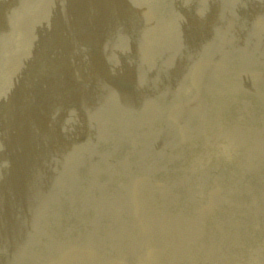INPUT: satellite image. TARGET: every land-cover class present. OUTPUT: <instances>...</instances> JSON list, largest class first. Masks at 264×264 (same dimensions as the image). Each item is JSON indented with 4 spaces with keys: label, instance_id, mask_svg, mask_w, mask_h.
<instances>
[{
    "label": "rangeland",
    "instance_id": "1",
    "mask_svg": "<svg viewBox=\"0 0 264 264\" xmlns=\"http://www.w3.org/2000/svg\"><path fill=\"white\" fill-rule=\"evenodd\" d=\"M30 1L32 4L30 3ZM54 1L56 2L54 3ZM60 1L58 2V0H41L40 2L39 0H0V30H2L3 33L1 34L0 31V36H2L0 38V65L2 64L0 66V84L4 87L3 88L0 85V88H2L1 90H3H0V93H2L0 95V100H2L0 101V176L5 178L4 180L0 177V179L3 180H0V259H2L0 260V264H12V262L13 264H24L25 262V264H39L40 260L43 261L42 259H44V257V260L46 262H41V264H129L130 261H132L130 262L131 264H133V261L135 262L134 264H162L163 261L165 262H163V264H179V261L182 262L180 264H194L195 262L197 264H205L209 260V258L210 260L209 262H207V264H264V205H262L264 204V76H262V74L264 73V0H104L103 2L100 0H85V4L84 0H71V2L70 0H66V2L65 0ZM91 1L92 3H90ZM67 2L69 5L72 2L74 4L72 3V6H69ZM121 2L124 3L122 4ZM36 3L39 5H37ZM61 4H65L67 5V8H69L66 9V7ZM95 4L96 6H94ZM40 5L42 6V8ZM129 5H131V7ZM90 6L92 9L90 8ZM125 6L128 9H126ZM118 7L120 8L121 12L118 11ZM60 8L62 9V11ZM23 9L25 11H23ZM125 9L126 11H124ZM77 10L78 13L80 12L79 14L77 13ZM86 10H89L88 14L90 13V17H88ZM122 11L124 14H122ZM126 12L127 14L125 15ZM43 13H47L45 17L46 19L41 16L43 15ZM60 13L64 16H60ZM68 13H70L71 16ZM113 13L115 14L112 15ZM26 14L28 16L30 15V17H28ZM7 15H9L8 18ZM22 15L24 16L23 18L21 17ZM54 15H56L58 18H56V16ZM96 15H98L97 18L95 17ZM115 15H118L119 17ZM123 15H125V17ZM18 16L19 18L16 19V17ZM31 16L33 19H31ZM49 17L53 21H50ZM81 17H86L85 21H82L83 19ZM121 17H124V19H121ZM133 18H136V20ZM86 19L89 20L87 21ZM20 20L21 24L20 22H18ZM95 20H98L99 23L95 22ZM44 21L46 22L44 23ZM101 21L104 23H101ZM26 22L28 23V25L26 24ZM126 22L127 24H124ZM4 23L8 25H5ZM81 23L82 25H80ZM18 24L19 27H17ZM84 24L86 25L83 26ZM135 24H137L140 28H135L132 26H135ZM3 25H5V30L2 29ZM137 25L136 27H138ZM70 26L71 28H69ZM129 27L134 31L129 30ZM141 27H143L145 30ZM6 30L7 32H9V35ZM18 30L23 32L21 33ZM117 30H120L121 33L123 32L124 35L119 31V33L116 32ZM129 31L132 32V38L131 34H129ZM126 33H128L129 35H126ZM57 35L59 39H57ZM52 36H54L55 39ZM124 36L126 38H124ZM10 37L12 39L11 42L9 40ZM65 38H67V41ZM3 39L5 42L3 41ZM13 39L16 41H14ZM101 39L102 41L104 40L106 44H103L104 41L102 42ZM21 40H23L22 43ZM38 40H41L42 42ZM89 41L90 43H88ZM106 41L108 42V44ZM9 42L11 47L9 46ZM53 42L55 43V46ZM86 42L87 44L85 45ZM99 43L101 44L99 45ZM104 45L107 46L104 47ZM56 46L58 48H56ZM80 47L83 48L81 49ZM15 48L19 50L16 51ZM68 48H70L69 50L71 51H69ZM99 48L102 49L100 50ZM163 48H165L166 50ZM72 49L74 51H72ZM14 50L16 52V55L19 54L17 56L18 58H15L16 55L14 53ZM3 52L5 53V55ZM46 52L48 53V55ZM160 52L162 53L160 54ZM164 52L166 56L163 54ZM22 54L23 57L21 56ZM156 54L162 55V58L160 59V56ZM10 55L14 57V60L12 57H10ZM44 55H47L48 57L46 58ZM32 56L36 57L32 58ZM171 56L172 59H168ZM32 59L36 60L34 61ZM101 61H104L105 63L101 65ZM108 61L112 63L109 64ZM98 63L101 64L98 65ZM113 63L118 67H114ZM210 63H212V65ZM208 64H210V66H208ZM104 65H106V69L102 68ZM15 66H17V68ZM19 66L23 68V71ZM94 67L95 69H93ZM110 67L113 68L110 69ZM130 67L132 68V71ZM213 69H215L214 72ZM12 71L15 73V75ZM95 71H98L97 73L99 74V76H101L99 77L97 73L95 75ZM126 71H128V74H126ZM224 71L225 73H222ZM228 71H230V73ZM20 73L21 75H19ZM121 73L123 74V76L121 75ZM181 73L184 74L182 75ZM228 73L230 75H227ZM130 74L132 78L130 77ZM13 75L14 78L12 79ZM203 75L205 76V78ZM243 75L244 78H242ZM23 76L24 78H22ZM17 77H21L20 79L22 80L19 79V81ZM26 78L28 79L26 80ZM224 78L226 80L222 81L224 80ZM232 78H235L239 81H236L235 79L233 81ZM240 78H242L243 81ZM209 79L214 82L213 84L212 82H210L213 87H215L216 84L218 85L217 87H215L216 92L214 91L212 85L208 83L210 81ZM244 79H246V81ZM253 80L255 83L253 82ZM188 81H190L191 83ZM205 81H207V83H205ZM216 81H219V83L222 85H220L218 82L216 83ZM5 82L6 84L4 86ZM228 82H230V84ZM19 83L21 84L19 85ZM248 83L250 86L252 84L253 85L249 87ZM126 85L130 89H128ZM225 85L227 86L225 87ZM260 85H262L263 88ZM122 86H124L123 88L126 90H124ZM201 86H203L204 88H202ZM237 86L239 87V89ZM197 87L200 89H197ZM220 87H222L223 90H221ZM114 88H116V90ZM119 88H122L123 90H120ZM216 88H220V91H217ZM261 88L263 89L262 91ZM8 89H10L9 92ZM204 89L206 91H204ZM224 89L226 92L224 91ZM119 90L120 92H118ZM206 92H211L210 95L213 94L212 97H210L209 94L206 95ZM218 92L219 94L221 92L220 98ZM224 93L228 95H225ZM215 94L218 101L214 99ZM3 95L5 96V98L2 97ZM223 95L225 97H223ZM130 96L133 97L131 98ZM205 97L207 98V100L204 99ZM6 98L8 99L6 100ZM14 98L16 99L15 102ZM223 98L224 100H222ZM10 99L13 101H11ZM186 99L189 102H187ZM220 99L222 100L221 102ZM210 100L212 101L210 102ZM213 100H216L217 104ZM5 101L6 103H9L6 104ZM205 101L209 102L207 103ZM185 103L187 106H185ZM7 105H9V107H7ZM224 105L227 107H225ZM208 106L211 107L208 108ZM225 108L227 109L225 110ZM172 110H174L175 112ZM224 110H228L226 112L228 114L224 113ZM207 111L209 112V116H207ZM211 111L215 114H213ZM146 112L147 115L145 114ZM174 113L176 114L173 115ZM203 113L205 116H203ZM142 114H145L146 118L145 115ZM225 114L229 117V119ZM162 115L163 117H165L161 118ZM195 115L197 116V119L194 118ZM206 117H209V120ZM218 117L224 118L225 121L222 118L218 119ZM211 118L214 120H212ZM202 120H204V122ZM207 125L209 127H207ZM28 126L31 127L32 130L28 128ZM48 130L49 132L52 131L50 132L51 135L49 134ZM204 132L207 133L205 134ZM200 134L202 135L200 136ZM4 136H6V138ZM23 136L25 138H23ZM186 137L189 138L188 141L191 140L189 142L192 144L187 142ZM2 140L5 141L6 144H3L4 142ZM7 141L9 144H7ZM57 142L60 145L57 144ZM184 142L187 146H185ZM190 146L192 147L191 149ZM6 154L10 157H7ZM14 155L16 159L15 157L13 158ZM19 156H21L22 158ZM10 158L13 159L11 160ZM22 160H25L29 167L26 165L25 161ZM19 161L23 163L17 164V162ZM12 162H14L16 165H12ZM34 169L39 175L35 173ZM26 170L27 172H25ZM23 171L25 173L23 175L25 176L20 174V172L23 173ZM43 172L45 173L44 177L43 174H41ZM3 174L6 175L4 176ZM35 174L38 175V177H36ZM21 175L23 176V178H25L23 179ZM18 177H20L19 181ZM36 178H38V180ZM26 179L28 181L30 180V183L26 181ZM140 179L144 181L142 182ZM4 181L6 182L4 183ZM41 182L42 186H44L45 188H48L47 186H49V190H45V188L42 186L40 187L44 189L40 190V187L38 185H41ZM48 182H50L51 184ZM146 182H148L149 184L148 186H145L146 188L144 190L143 185H147ZM24 184L26 186H21ZM35 184L37 185V187ZM158 186L160 188L162 186V189L158 188V190L160 189L159 191L156 188ZM11 189H15V191ZM34 189L36 191H34ZM8 190H10V192H14L10 193L8 192ZM37 190L39 191L38 193ZM140 190H143L144 192H146L147 190V192L144 193L142 191V194ZM162 190H164V192ZM32 191L37 194H34ZM212 191L213 193H211ZM154 192L158 193L157 197ZM161 192L164 194H161ZM248 192L251 194H249ZM8 193L11 197L8 196ZM31 193L33 196L31 195ZM239 193L242 194V196L239 195ZM252 193L254 196L252 195ZM25 195L29 200L25 199ZM49 195L51 196L48 197ZM251 195L253 198H249V196L251 197ZM46 196L49 198V200ZM120 197H122L123 199L120 200ZM239 197H241V199ZM50 198L53 203H50ZM129 198L132 200V202ZM141 198L146 199L142 200ZM149 198L152 199L151 203V200ZM156 199L158 200L156 201ZM6 200L8 202H6ZM123 200H125L126 202H124ZM245 200L248 201L246 202ZM26 201L29 203H27ZM122 202L124 203V205ZM261 202L263 203L261 204ZM9 203H11V205ZM17 203L18 205L20 204L19 207L21 206L20 208L17 207L19 210L16 208V206H18ZM48 203H50L51 205H48ZM126 203L130 205H126ZM246 203L248 206L246 205ZM162 204L164 206V209ZM7 205L10 207L7 208ZM87 205L90 206L87 207ZM150 205H152V207ZM159 205L161 208L159 207ZM221 205H224L223 210H221ZM215 206L218 207V209H216ZM248 207L249 209L252 208V210H249ZM2 208L4 211L2 210ZM47 208L49 209L45 210ZM87 208L90 209L88 210ZM159 208L163 210H159ZM262 208L263 210H261ZM36 209H38V212ZM57 209L60 210L58 211ZM148 209L149 211H146ZM256 209L260 213H258ZM25 210H27V213H25ZM29 211L32 213H30ZM49 211H51V213H48ZM163 211H165V213ZM58 212L59 215L57 219ZM151 212H153L154 214H152ZM243 212L245 213L243 214ZM9 213H11V215ZM147 214L148 216H146ZM221 214L223 215V217ZM45 216L48 219H45ZM59 216L61 217L59 218ZM173 216L177 217L174 218ZM258 216H262L263 219L262 221L260 220V222L263 223V226L259 224L260 227L258 226L257 229L253 223L256 220L258 221V219H256L259 218ZM55 217L57 219L56 222ZM78 217L82 218V221ZM192 217L193 219L195 218L194 221ZM199 217L202 218L200 219ZM227 217L229 218V220ZM21 218L23 219L22 221ZM34 218H36V220ZM77 218L80 220V224L78 223ZM181 218L182 220L180 221ZM235 218H237L238 221L237 219L235 220ZM61 219L66 223L63 222V224L62 222H60L62 221ZM19 220L21 221V224ZM172 220L174 223L172 222ZM211 220H213L212 223L210 222ZM216 220H218L219 222ZM231 220L233 221L231 222ZM36 221H38L37 223L39 224H36ZM179 221L181 222V224ZM226 223L228 225H226ZM237 223L238 225L240 223V225L238 226ZM8 224L9 227L7 226ZM58 224L61 226H59ZM223 224L224 226H222ZM14 225L18 226H15V228ZM35 225L37 226L35 227ZM48 225H53V227H50ZM249 225H251V227ZM45 226H48V228H46ZM62 226L65 227L62 228L63 230L61 229ZM206 226L208 228H206ZM231 226L232 228H230ZM243 226L245 227V229ZM24 227H27L28 229L26 228L25 230ZM39 227L42 229H40ZM202 227H205L204 229L206 230L207 234ZM10 228L13 230H9ZM44 228H46V230H44ZM51 228H53L54 230L56 229L55 231H58L59 229L60 234H62L61 236L64 235V238H61L59 232H52L53 229ZM197 228L199 231L197 230ZM217 228H219V230ZM260 228L263 230H261ZM86 229L88 234L85 232ZM130 229L132 230L131 232ZM183 229L186 231H184ZM4 230H6V234H4ZM66 230H68V232ZM90 230L92 232L96 230V232L90 234ZM31 231L33 232L31 233ZM157 231L159 232L157 233ZM102 232L103 234H101ZM217 232H221L222 234H218ZM33 233H35L36 235L37 233H39L38 237H35L36 235ZM47 233H49V236L46 235ZM185 233H189L190 236ZM198 233L201 234L199 235ZM42 234H45V237ZM133 234L134 236H132ZM8 235H10V239ZM32 235L34 237H32ZM102 235L105 236L103 237ZM177 235L179 236L178 238H176ZM4 236H6V238H4ZM13 236H20L21 238H12ZM93 236H95L96 240ZM149 236H151V238ZM22 237L24 240H26L24 243H22L24 241L22 240ZM26 237H28L29 239ZM42 237L44 240L42 239ZM56 237H58L57 241L55 240ZM230 237L233 238L231 239ZM197 238H199L200 240ZM13 239H15L14 242L7 241ZM49 239L50 243H46V241H49ZM251 239L252 241H250ZM233 240L235 242H233ZM258 240L261 242L260 244ZM39 241H41V243ZM59 241H63L64 243L66 242L67 244L65 245L63 243V246L62 242ZM71 241L73 242V244ZM158 241L160 242V245L158 244ZM189 241L191 244H189ZM12 242L15 244H13ZM137 242L138 244L136 245ZM222 242L224 243L222 244ZM128 243L130 244L128 245ZM35 244L39 246L42 253L39 251L38 246H36ZM58 244L61 246H59ZM237 244L239 245L236 246ZM138 245L140 246V248ZM123 246L126 249H124ZM132 246H134V248ZM141 246L145 249L141 248ZM70 247H73V249ZM198 247L201 248L199 249ZM16 248L19 252L16 250ZM26 248L29 249L27 250ZM187 248L191 251V253ZM229 248L230 250H228ZM233 248L237 251H235ZM53 249H56V251H54ZM58 249L60 250L59 252H57ZM178 249H180L181 251ZM219 249H221V251ZM192 250L194 252H192ZM31 251H36V253ZM92 251H94L95 253ZM140 251L143 253H140ZM28 252L31 255H28ZM65 252H67V255ZM112 253H117V256H114V254ZM22 254H25V257ZM122 254L124 256H122ZM126 254L129 255L127 256ZM238 254H240V257L238 256ZM109 255L112 256L108 258ZM19 256H22L24 258H20ZM39 256L42 258H40ZM204 256L206 259L204 258ZM30 257L33 258V260ZM118 257H121L122 259ZM156 257L157 259H155ZM169 257H171L172 259ZM198 257H200V259ZM36 258H38V260ZM224 258H226L227 260H224ZM26 259L30 262H28ZM49 259L53 261L51 262ZM54 259L56 260V262ZM124 259H126V262Z\"/></svg>",
    "mask_w": 264,
    "mask_h": 264
},
{
    "label": "bare ground",
    "instance_id": "2",
    "mask_svg": "<svg viewBox=\"0 0 264 264\" xmlns=\"http://www.w3.org/2000/svg\"><path fill=\"white\" fill-rule=\"evenodd\" d=\"M21 1H23V0H21ZM32 1H34V0H32ZM39 1L41 2V0H39ZM59 1H60V0H58V2H59ZM100 1L103 2L104 0H100ZM125 1H126V0H125ZM48 2H49V1H48ZM55 2H56V1H54V3H55ZM58 2H57V3H58ZM60 2H62V1H60ZM63 2H64V1H63ZM65 2H66V0H65ZM70 2H71V0H70ZM70 2H69V3H70ZM74 2H75V1H74ZM108 2H109V1H108ZM111 2H112V1H111ZM0 3H1V2H0ZM30 3H31V1H30ZM72 3H73V2H72ZM72 3H70V5H71ZM90 3H92V1H91ZM93 3H94V2H93ZM114 3H115V2H114ZM121 3L123 4L124 2H121ZM129 3H130V2H129ZM260 3H261V2H260ZM31 4H32V3H31ZM36 4H37V3H36ZM43 4H44V3H43ZM45 4H46V3H45ZM59 4H60V3H59ZM67 4H68V2H67ZM73 4H74V3H73ZM77 4H78V3H77ZM84 4H85V0H84ZM118 4H120V3H118ZM2 5H3V4H2ZM37 5H39V4H37ZM37 5H36V6H37ZM61 5H64V6L66 7V9L69 8V7L67 8V5H65V4H61ZM68 5H69V4H68ZM70 5H69V6H70ZM81 5H82V4H81ZM98 5H100V4H98ZM108 5H110V4H108ZM112 5H113V4H112ZM34 6H35V5H34ZM40 6H41V5H40ZM47 6H48V5H47ZM71 6H72V5H71ZM78 6H79V5H78ZM91 6H92V5H91ZM91 6H90V8H91ZM94 6H96V4H95ZM116 6H117V5H116ZM118 6H119V5H118ZM126 6H127V5H126ZM126 6H125V7H126ZM129 6L131 7V5H129ZM50 7H51V6H50ZM59 7H60V6H59ZM65 7H63V8H65ZM88 7H89V6H88ZM108 7H109V6H108ZM108 7H106V8H108ZM121 7H122V5H121ZM123 7H124V6H123ZM21 8H24V7H21ZM35 8H36V7H35ZM41 8H42V6H41ZM44 8H45V7H44ZM47 8H48V7H47ZM55 8H56V7H55ZM76 8H77V7H76ZM78 8H79V7H78ZM90 8H89V9H90ZM93 8H94V7H93ZM102 8H103V6H102ZM114 8H116V7H114ZM118 8H119V7H118ZM51 9H52V8H51ZM58 9H59V8H58ZM58 9H57V10H58ZM60 9H61V8H60ZM71 9H72V8H71ZM73 9H74V8H73ZM91 9H92V8H91ZM91 9H90V10H91ZM95 9H96V8H95ZM110 9H112V8H110ZM126 9H128V8L126 7ZM126 9H125L124 11H126ZM1 10H2V9H1ZM3 10H4V9H3ZM40 10H41V9H40ZM40 10H39V11H40ZM48 10H49V9H48ZM54 10H56V9H54ZM64 10H65V9H64ZM23 11H25V10L23 9ZM43 11H44V10H43ZM51 11H52V10H51ZM61 11H62V9H61ZM68 11H70V10H68ZM82 11H83V10H82ZM88 11H89V10H88ZM88 11L86 10L87 14H88ZM97 11H99V10H97ZM106 11H107V9H106ZM116 11H117V9H116ZM118 11H120V8H119ZM127 11H129V10H127ZM21 12H22V11H21ZM26 12H27V11H26ZM32 12H33V11H32ZM72 12H73V11H72ZM108 12H109V11H108ZM108 12H107V13H108ZM120 12H121V11H120ZM22 13H23V12H22ZM65 13H67V12H65ZM77 13H78V10H77ZM79 13H80V12H79ZM79 13H78V14H79ZM82 13H85V12H82ZM95 13H96V11H95ZM99 13H100V12H99ZM102 13H103V12H102ZM30 14H31V13H30ZM50 14H51V13H50ZM54 14H55V12H54ZM68 14H70V13H68ZM89 14H90V13H89ZM89 14H88V17H90ZM114 14H115V13H113L112 15H114ZM118 14H119V13H118ZM122 14H124L123 11H122ZM126 14H127V12L125 13V15H126ZM3 15H4V14H3ZM26 15H27V14H26ZM39 15H40V14H39ZM46 15H47V13H43V15H41V16H43V18L46 19V18H45ZM52 15H53V14H52ZM92 15H93V14H92ZM125 15H123V16L125 17ZM0 16H1V15H0ZM27 16H28V15H27ZM27 16H25V17H27ZM48 16H49V15H48ZM48 16H47V17H48ZM54 16H56V15H54ZM60 16H64V15H61V13H60ZM70 16H71V14H70ZM83 16H84V15H83ZM85 16H86V14H85ZM93 16H94V15H93ZM97 16H98V15H96L95 17L97 18ZM99 16H100V14H99ZM104 16H105V15H104ZM115 16H118V15H115ZM5 17H6V16H5ZM8 17H9V15H7V18H8ZM21 17L23 18L24 16L22 15ZM28 17H30V15H29ZM58 17H59V13H58ZM58 17L56 16V18H58ZM88 17H87V18H88ZM101 17H102V16H101ZM107 17H108V15H107ZM113 17H114V16H113ZM118 17H119V16H118ZM124 17H123V18L121 17V19H124ZM0 18H1V17H0ZM17 18H19V16L16 17V19H17ZM35 18H36V17H35ZM52 18H54V17H52ZM81 18H82V17H81ZM85 18H86V17L82 18V19H83L82 21H85ZM98 18H99V17H98ZM103 18H104V17H103ZM128 18H129V16H128ZM3 19H5V18H3ZM28 19H29V18H28ZM28 19H26V20H28ZM31 19H33L32 16H31ZM49 19H50V17H49ZM62 19H63V17H62ZM73 19H74V18H73ZM89 19H90V18H89ZM89 19H88V20H89ZM93 19H94V18H93ZM133 19L136 20V18H133ZM133 19H132V20H133ZM18 20H19V19H18ZM23 20H25V19H23ZM34 20H35V19H34ZM37 20H39V19H37ZM47 20H48V19H47ZM57 20H59V19H57ZM60 20H61V19H60ZM69 20H70V19H69ZM69 20H68V21H69ZM86 20H87V19H86ZM88 20H87V21H88ZM126 20H127V19H126ZM135 20H134V21H135ZM13 21H14V20H13ZM41 21H42V20H41ZM50 21H53V20L50 19ZM55 21H56V20H55ZM63 21H64V19H63ZM99 21H100V20H99ZM112 21H113V20H112ZM112 21H111V22H112ZM18 22H20V24H21V20L18 21ZM37 22H38V21H37ZM45 22H46V21H44V23H45ZM58 22H59V21H58ZM71 22H72V21H71ZM90 22H91V21H90ZM95 22L99 23L98 20H97V21L95 20ZM123 22H124V21H123ZM127 22H128V21H127ZM127 22L124 23V24H127ZM9 23H10V21H9ZM12 23H13V22H12ZM22 23H24V22H22ZM50 23H51V22H50ZM53 23H54V22H53ZM60 23H61V22H60ZM73 23H74V22H73ZM75 23H76V22H75ZM78 23H80V22H78ZM92 23H93V22H92ZM101 23H104V22L101 21ZM101 23H100V24H101ZM4 24H5V25H8V24H6V23H4ZM26 24L28 25L27 22H26ZM26 24H25V26H26ZM55 24H56V23H55ZM55 24H54V25H55ZM64 24H65V23H64ZM68 24H69V23H68ZM76 24H77V23H76ZM132 24H133V23H132ZM143 24H144V23H143ZM5 25H3V28H2V29H4V26H5ZM14 25H15V24H14ZM34 25H36V24H34ZM37 25H38V24H37ZM39 25H40V24H39ZM50 25H51V24H50ZM65 25H66V24H65ZM71 25H73V24H71ZM77 25H78V24H77ZM80 25H82V23H81ZM85 25H86V24H84L83 26H85ZM136 25H137V24H135V26H134V25H132V26L135 27V28H140L138 25H137L138 27H136ZM139 25H140V24H139ZM144 25H145V24H144ZM31 26H32V25H31ZM44 26H46V25H44ZM78 26H79V25H78ZM78 26H76V27H78ZM125 26H126V25H125ZM140 26H141V25H140ZM8 27H9V26H8ZM10 27H11V26H10ZM17 27H19V24H18ZM65 27H66V26H65ZM127 27H128V25H127ZM133 27H132V28H133ZM22 28H23V27H22ZM25 28H26V27H25ZM69 28H71V26H70ZM72 28H73V27H72ZM122 28H125V27H122ZM129 28H130V27H129ZM141 28H143V27H141ZM8 29H10V28H8ZM15 29H16V27H15ZM23 29H24V28H23ZM67 29H68V28H67ZM73 29H74V28H73ZM143 29H144V28H143ZM143 29H142V31H143ZM4 30H5V29H4ZM13 30H14V29H13ZM20 30H21V28H20ZM20 30H18V31H20ZM65 30H66V29H65ZM129 30H131V28H130ZM132 30H133V29H132ZM132 30H131V31H132ZM136 30H139V29H136ZM144 30H145V29H144ZM0 31H1V34H3V33H2V30H0ZM15 31H16V30H15ZM56 31H57V30H56ZM118 31L120 32V30H117L116 32H118ZM121 31H122V29H121ZM127 31H128V28H127ZM131 31H129V32H130L129 34H131V38H132V32H131ZM133 31H134V30H133ZM6 32H7V30H6ZM20 32L22 33L23 31H20ZM26 32H28V31H26ZM53 32H54V31H53ZM119 32H118V33H119ZM7 33H8V35H9V32H7ZM16 33H17V32H16ZM120 33H121V32H120ZM146 33H147V32H146ZM1 34H0V35H1ZM4 34H5V33H4ZM82 34H83V33H82ZM121 34H123V32H122ZM127 34H128V33H126V35H127ZM129 34H128V35H129ZM6 35H7V34H6ZM24 35H25V33H24ZM123 35H124V34H123ZM61 36H62V35H61ZM90 36H91V35H90ZM119 36H120V35H119ZM121 36H122V35H121ZM1 37H2V36H0V38H1ZM4 37H5V36H4ZM52 37L54 38V36H52ZM57 37H58V35H57ZM127 37H129V36H127ZM6 38H8V37H6ZM6 38H5V39H6ZM12 38H13V37H12ZM53 38H52V39H53ZM61 38H62V37H61ZM90 38H91V37H90ZM124 38H126V37L124 36ZM23 39H24V38H23ZM54 39H55V38H54ZM54 39H53V40H54ZM57 39H59V37H58ZM62 39H63V38H62ZM65 39H66V41H67V38H65ZM79 39H80V37H79ZM79 39H78V40H79ZM81 39H82V38H81ZM83 39H84V38H83ZM99 39H100V38H99ZM102 39H104V38H102ZM102 39H101V41H102ZM134 39H135V38H134ZM6 40H7V39H6ZM9 40H10V42H11V40H12L11 37H10ZM13 40H14V39H13ZM25 40H26V39H25ZM25 40H24V41H25ZM28 40H29V39H28ZM70 40H72V39H70ZM97 40H98V39H97ZM105 40H106V39H105ZM3 41H4V39H3ZM14 41H16V40H14ZM22 41H23V40H21V43H22ZM35 41H37V40H35ZM38 41H41V40H38ZM61 41H62V40H61ZM63 41H64V40H63ZM73 41H74V40H73ZM90 41H91V40H90ZM90 41H89L88 43H90ZM93 41H94V40H93ZM99 41H100V40H99ZM103 41H104V40H103ZM103 41H102V42H103ZM4 42H5V41H4ZM10 42H9V46H10ZM41 42H42V41H41ZM59 42H60V41H59ZM69 42H70V41H69ZM76 42H77V41H76ZM76 42H75V43H76ZM84 42H85V40H84ZM106 42H107V41H106ZM13 43H14V42H13ZM15 43H16V42H15ZM26 43H27V42H26ZM64 43H65V42H64ZM64 43H63V44H64ZM66 43H67V42H66ZM93 43H94V42H93ZM19 44H20V43H19ZM19 44H18V45H19ZM53 44H54V46H55V43H54V42H53ZM63 44H62V45H63ZM70 44H71V43H70ZM86 44H87V42L85 43V45H86ZM91 44H92V43H91ZM100 44H101V43H99V45H100ZM103 44H106L105 41H104ZM107 44H108V42H107ZM18 45H17V46H18ZM29 45H30V44H29ZM60 45H61V44H60ZM78 45H79V44H78ZM83 45H84V44H83ZM83 45H81V46H83ZM95 45H96V44H95ZM97 45H98V44H97ZM168 45H169V44H168ZM9 46H8V47H9ZM15 46H16V45H15ZM19 46H20V45H19ZM19 46H18V47H19ZM24 46H25V45H24ZM63 46H64V45H63ZM70 46H71V45H70ZM93 46H94V45H93ZM106 46H107V45H106ZM106 46L104 45V47H106ZM165 46H166V45H165ZM165 46H164V47H165ZM8 47H7V48H8ZM10 47H11V46H10ZM12 47H13V46H12ZM18 47H16V48H18ZM71 47H72V46H71ZM102 47H103V46H102ZM109 47H110V46H109ZM171 47H172V46H171ZM16 48H15V49H16ZM22 48H23V45H22ZM28 48H29V47H28ZM56 48H58V47L56 46ZM56 48H55V49H56ZM78 48H79V47H78ZM80 48L82 49L83 47H80ZM97 48H98V47H97ZM166 48H168V47H166ZM169 48H170V47H169ZM10 49H11V48H10ZM32 49H33V47H32ZM35 49H36V48H35ZM69 49H70V48H68V50H69ZM74 49H75V48H74ZM81 49H80V50H81ZM99 49H100V48H99ZM101 49H102V48H101ZM101 49H100V50H101ZM163 49H165V48H163ZM163 49H162V50H163ZM12 50H13V49H12ZM17 50H19V49H16V51H17ZM26 50H27V49H26ZM165 50H166V49H165ZM20 51H21V47H20ZM23 51H24V49H23ZM69 51H71V50H69ZM72 51H74V50L72 49ZM102 51H104V50H102ZM160 51H161V50H160ZM167 51H168V50H167ZM25 52H26V51H25ZM29 52H30V50H29ZM40 52H41V51H40ZM40 52H39V53H40ZM106 52H107V51H106ZM156 52H157V51H156ZM3 53H4V52H3ZM10 53H11V52H10ZM14 53H15V55H16L15 50H14ZM14 53H13V54H14ZM18 53H19V52H18ZM26 53H27V52H26ZM46 53H47V52H46ZM100 53H101V52H100ZM158 53H159V52H158ZM161 53H162V52H160V54H161ZM1 54H2V53H1ZM6 54H7V53H6ZM8 54H9V53H8ZM31 54H32V53H31ZM34 54H35V52H34ZM34 54H33V55H34ZM106 54H107V53H106ZM163 54L166 56L165 52H164ZM4 55H5V53H4ZM18 55H19V54H18ZM18 55H16L15 58H18V57H17ZM40 55H42V54H40ZM47 55H48V53H47ZM47 55H46V56L44 55V56L47 58V57H48ZM104 55H105V54H104ZM156 55H159V54H156ZM164 55H163V57H164ZM0 56H1V55H0ZM7 56H8V55H7ZM21 56L23 57V54H22ZM26 56H27V55H26ZM140 56H141V55H140ZM159 56H160L159 58L161 59V58H162V57H161L162 55H159ZM5 57H6V56H5ZM10 57H12L13 60H14V57H13V56L10 55ZM10 57H9V60H10ZM28 57H29V55H28ZM35 57H36V56H35ZM35 57L32 56V58H35ZM92 57H93V56H92ZM105 57H106V56H105ZM141 57H142V56H141ZM141 57H138V58H141ZM30 58H31V57H30ZM30 58H29V59H30ZM98 58H99V57H98ZM165 58H166V57H165ZM165 58H164V59H165ZM1 59H2V58H1ZM4 59H5V58H4ZM37 59H38V58H37ZM88 59H89V58H88ZM90 59H92V58H90ZM94 59H95V58H94ZM106 59H107V58H106ZM168 59H172V56L169 57ZM15 60H17V59H15ZM32 60H34V59H32ZM32 60H31V61H32ZM35 60H36V59H35ZM35 60H34V61H35ZM40 60H41V59H40ZM101 60H102V58H101ZM6 61H7V60H6ZM19 61H20V60H19ZM93 61H94V60H93ZM169 61H170V60H169ZM172 61H173V60H172ZM9 62H11V61H9ZM9 62H8V63H9ZM15 62H16V61H15ZM88 62H89V60H88ZM95 62H96V60H95ZM99 62H100V61H99ZM108 62H109V64L112 63V62H110V61H108ZM134 62H135V61H134ZM211 62H212V60H211ZM2 63H3V62H2ZM13 63H14V62H13ZM13 63H12V64H13ZM16 63H17V62H16ZM23 63H24V61H23ZM29 63H30V62H29ZM90 63H93V62H90ZM101 63H102V64H101ZM101 63H98V65H99V64L103 65L105 62H104V61H101ZM135 63H136V62H135ZM6 64H7V63H6ZM18 64H19V63H18ZM107 64H108V63H107ZM109 64H108V65H109ZM113 64H114V63H113ZM113 64H112V65H113ZM210 64L212 65V63H210ZM210 64H208V66H210ZM1 65H2V64H1ZM1 65H0V66H1ZM25 65H27V64H25ZM98 65H97V66H98ZM115 65H116V64H114L113 66H114V67H118V66H115ZM202 65H203V64H202ZM215 65H216V64H215ZM6 66H7V65H6ZM10 66H11V64H10ZM13 66H14V65H13ZM94 66H95V64H94ZM105 66H106V65H104L102 68L104 69ZM110 66H111V65H110ZM135 66H136V65H135ZM15 67L17 68V66H15ZM15 67H14V68H15ZM19 67H20V66H19ZM22 67H23V66H22ZM28 67H29V66H28ZM206 67H207V66H206ZM20 68H21V67H20ZM24 68H27V67H24ZM89 68H90V67H89ZM89 68H88V70H89ZM98 68H101V67H98ZM111 68H113V67H110V69H111ZM130 68H131V67H130ZM135 68H136V67H135ZM166 68H167V67H166ZM202 68H203V67H202ZM212 68H213V67H212ZM212 68H211V69H212ZM218 68H219V66H218ZM3 69H4V68H3ZM22 69H23V68H21V70H22ZM90 69H91V68H90ZM93 69H95V67H94ZM93 69H92V70H93ZM105 69H106V68H105ZM193 69H194V68H193ZM215 69H216V68H215ZM215 69H213V72H214ZM221 69H222V68H221ZM6 70H7V69H6ZM6 70H5V71H6ZM17 70H19V69H17ZM26 70H27V69H26ZM101 70H102V69H101ZM108 70H109V68H108ZM167 70H168V69H167ZM216 70H217V69H216ZM224 70H225V69H224ZM229 70H230V69H229ZM22 71H23V70H22ZM106 71H107V70H106ZM131 71H132V68H131ZM134 71H135V70H134ZM136 71H137V70H136ZM168 71H169V70H168ZM195 71H196V70H195ZM198 71H199V69H198ZM201 71H202V70H201ZM203 71H204V70H203ZM217 71H218V70H217ZM220 71H221V70H220ZM226 71H227V70H226ZM1 72H2V71H1ZM9 72H10V71H9ZM12 72H13V71H12ZM17 72H18V71H17ZM17 72H16V73H17ZM26 72H27V71H26ZM34 72H35V71H34ZM97 72H98V71H97ZM97 72H96V71L94 72L95 75H96ZM109 72H111V71H109ZM126 72H127L126 74H128V71H126ZM210 72H211V71H210ZM228 72L230 73V71H228ZM231 72H232V71H231ZM7 73H8V72H7ZM13 73H14V72H13ZM24 73H25V72H24ZM101 73H103V72H101ZM217 73H219V72H217ZM222 73H225V71L222 72ZM229 73H228L227 75H230ZM92 74H93V73H92ZM97 74H98V73H97ZM104 74H105V73H104ZM135 74H136V73H135ZM181 74L183 75L184 73H181ZM190 74H191V73H190ZM193 74H194V73H193ZM193 74H192V75H193ZM196 74H197V73H196ZM200 74H201V73H200ZM246 74H248V73H246ZM255 74H256V73H255ZM255 74H254V75H255ZM263 74H264V73H263ZM263 74H262V76H264ZM11 75H12V74H11ZM11 75H10V77H11ZM14 75H15V73H14ZM14 75H13L12 79L14 78ZM17 75H18V74H17ZM19 75H21V73H20ZM19 75H18V76H19ZM25 75H27V74H25ZM102 75H103V74H102ZM110 75H111V74H110ZM110 75H109V76H110ZM121 75L123 76L122 73H121ZM132 75H134V74H132ZM214 75H215V74H214ZM214 75H213V77H214ZM227 75H225V76H227ZM244 75H245V74H244ZM244 75L242 76V78H244ZM250 75H251V74H250ZM28 76H29V75H28ZM98 76H99V74H98ZM100 76H101V75H100ZM100 76H99V77H100ZM104 76H105V75H104ZM106 76H107V75H106ZM109 76H108V77H109ZM124 76H125V75H124ZM126 76H127V75H126ZM128 76H129V75H128ZM203 76H204V75H203ZM206 76H207V75H206ZM218 76H219V75H218ZM221 76H222V75H221ZM234 76H235V75H234ZM248 76H249V75H248ZM0 77H1V76H0ZM130 77H131V74H130ZM188 77H190V76H188ZM199 77H201V76H199ZM211 77H212V76H211ZM211 77H210V78H211ZM215 77H217V76H215ZM232 77H233V76H232ZM254 77H256V76H254ZM17 78H18V80H19L21 77H20V78L17 77ZM22 78H24V76H23ZM30 78H31V77H30ZM102 78H103V77H102ZM124 78H125V77H124ZM131 78H132V77H131ZM202 78H203V77H202ZM204 78H205V76H204ZM229 78H230V77H229ZM237 78H239V77H237ZM242 78H240V79L242 80ZM27 79H28V78H26V80H27ZM98 79H99V78H98ZM135 79H136V78H135ZM213 79H214V78H213ZM213 79H212V80H213ZM220 79H221V78H220ZM220 79H219V80H220ZM222 79H223V78H222ZM234 79H235V78H234ZM234 79L232 78L233 81H234ZM251 79H252V78H251ZM15 80H16V79H15ZM20 80H22V79H20ZM20 80H19V81H20ZM188 80H189V79H188ZM209 80H210V79H209ZM225 80H226V79L224 78V80H222V81H225ZM230 80H231V79H230ZM235 80H236V79H235ZM244 80L246 81V79H244ZM247 80H248V79H247ZM256 80H257V79H256ZM1 81H2V79H1ZM6 81H7V80H6ZM30 81H32V80H30ZM30 81H29V82H30ZM124 81H125V80H124ZM128 81H129V80H128ZM133 81H136V80H133ZM207 81H208V79H207ZM207 81H205V83H207ZM220 81H221V80H220ZM236 81H239V80H236ZM242 81H243V80H242ZM259 81H260V79H259ZM3 82H4V81H3ZM7 82H8V81H7ZM10 82H11V81H10ZM13 82H14V81H13ZM21 82H22V81H21ZM23 82H24V81H23ZM119 82H120V81H119ZM119 82H118V83H119ZM131 82H132V79H131ZM188 82H190V81H188ZM197 82H198V81H197ZM210 82H212V81L210 80L208 83H210ZM217 82L219 83V81H216V83H217ZM251 82H252V80H251ZM253 82H254V80H253ZM0 83H1V82H0ZM190 83H191V82H190ZM213 83H214V82H212V84H213ZM222 83H223V82H222ZM228 83L230 84V82H228ZM239 83H241V82H239ZM249 83H250V81H249ZM249 83H248V85H249ZM254 83H255V82H254ZM256 83H257V82H256ZM5 84H6V82L4 83V86H5ZM7 84H8V83H7ZM11 84H12V83H11ZM17 84H18V82H17ZM17 84H16V85H17ZM20 84H21V83H19V85H20ZM23 84H26V83H23ZM192 84H193V83H192ZM198 84H199V83H198ZM210 84H211V83H210ZM212 84H211V85H212ZM219 84H220V83H219ZM0 85H1V84H0ZM16 85H15V86H16ZM30 85H31V84H30ZM199 85H200V84H199ZM211 85H210V86H211ZM214 85H215V84H214ZM220 85H222V84H220ZM231 85H232V84H231ZM239 85H241V84H239ZM252 85H253V84H252ZM252 85H251V86H252ZM255 85H256V84H255ZM1 86H2V85H1ZM10 86H11V85H10ZM12 86H13V85H12ZM21 86H22V85H21ZM118 86H120V85H118ZM118 86H117V87H118ZM183 86H184V85H183ZM210 86H208V87H210ZM217 86H218V85L216 84L215 87H217ZM223 86H224V84H223ZM226 86H227V85H225V87H226ZM246 86H247V85H246ZM246 86H244V87H246ZM251 86L249 85V87H251ZM260 86L263 88L262 85H260ZM2 87H3V86H2ZM17 87H18V86H17ZM123 87H124V86H122V88H123ZM126 87H127V85H126ZM132 87H133V86H132ZM188 87H189V84H188ZM201 87L204 88L203 86H201ZM212 87H213V85H212ZM215 87H213V88H214V91H215ZM228 87H229V86H228ZM232 87H233V86H232ZM234 87H235V85H234ZM237 87H238V86H237ZM3 88H4V87H3ZM12 88H13V87H12ZM24 88H25V87H24ZM122 88H121V89H122ZM127 88H128V87H127ZM220 88H221V90H223L222 87H220ZM220 88H219V89L216 88L217 91H218V90L220 91ZM262 88H261V91L263 90ZM1 89H2V88H0V90H1ZM114 89L116 90V88H114ZM119 89H120V88H119ZM121 89H120V90H121ZM123 89H124V88H123ZM123 89H122V90H123ZM128 89H130V88H128ZM187 89H188V88H187ZM197 89H200V88L197 87ZM205 89H206V88H205ZM205 89H204V91H206ZM208 89H209V88H208ZM238 89H239V87H238ZM238 89H237V90H238ZM241 89H243V88H241ZM248 89H249V88H248ZM257 89H258V88H257ZM4 90H6V89H4ZM9 90H10V89H8V92H9ZM117 90H118V89H117ZM120 90H119L118 92H120ZM124 90H126V89H124ZM193 90H194V89H193ZM209 90H210V89H209ZM209 90H208V91H209ZM227 90H228V89H227ZM231 90H232V89H231ZM259 90H260V89H259ZM1 91H3V90H1ZM11 91H13V90H11ZM16 91H17V90H16ZM202 91H203V90H202ZM202 91H201V92H202ZM204 91H203V92H204ZM224 91H225V89H224ZM224 91H223V92H224ZM243 91H245V90H243ZM18 92H19V91H18ZM193 92H194V91H193ZM215 92H216V91H215ZM223 92H222V93H223ZM225 92H226V91H225ZM232 92H233V91H232ZM246 92H247V91H246ZM256 92H257V91H256ZM6 93H7V92H6ZM6 93H5V94H6ZM15 93H17V92H15ZM116 93H117V92H116ZM199 93H200V92H199ZM210 93H211V92H209V93L206 92V95H207V94L210 95ZM227 93H228V91H227ZM229 93H231V92H229ZM250 93H251V92H250ZM262 93H263V92H262ZM1 94H2V93H0V95H1ZM13 94H14V92H13ZM119 94H120V93H119ZM191 94H192V93H191ZM197 94H198V93H197ZM216 94H217V93H216ZM216 94H215V98H214V99H216ZM218 94H219V92H218ZM220 94H221V92H220ZM220 94H219V98H220ZM224 94H225V93H224ZM255 94H256V93H255ZM16 95H17V94H16ZM201 95H203V94H201ZM204 95H205V93H204ZM212 95H213V94H212ZM212 95H210V97H212ZM225 95H228V94H225ZM6 96H7V95H6ZM8 96H9V95H8ZM123 96H124V95H123ZM199 96H200V95H199ZM217 96H218V95H217ZM2 97L5 98L4 95H3ZM130 97H131V96H130ZM130 97H129V98H130ZM132 97H133V96H132ZM132 97H131V98H132ZM188 97H191V96H188ZM210 97H209V98H210ZM221 97H222V96H221ZM223 97H225V96L223 95ZM126 98H127V97H126ZM131 98H130V99H131ZM192 98H193V97H192ZM194 98H195V97H194ZM209 98H208V99H209ZM7 99H8V98H6V100H7ZM11 99H12V98H11ZM11 99H10V100H11ZM201 99H202V98H201ZM204 99L207 100L206 97H205ZM15 100H16V99L14 98V102H15ZM125 100H126V99H125ZM127 100H128V99H127ZM133 100H134V98H133ZM136 100H137V99H136ZM216 100H217V99H216ZM216 100H213V101L216 102ZM222 100H224V98H223ZM222 100L220 99V102H221ZM0 101H2V100H0ZM11 101H13V100H11ZM131 101H132V100H131ZM131 101H130V102H131ZM186 101H187V99H186ZM186 101H185V102H186ZM195 101H196V100H195ZM211 101H212V100H210V102H211ZM217 101H218V100H217ZM3 102H4V101H3ZM7 102H8V101H7ZM132 102H133V101H132ZM136 102H137V101H136ZM187 102H189V101H187ZM192 102H194V101H192ZM205 102H207V101H205ZM208 102H209V101H208ZM208 102H207V103H208ZM220 102H219V103H220ZM224 102H225V101H224ZM226 102H227V101H226ZM5 103H6V101H5ZM8 103H9V102H8ZM8 103H6V104H8ZM10 103H11V102H10ZM128 103H129V101H128ZM183 103H184V102H183ZM183 103H182V104H183ZM207 103H206V104H207ZM212 103H213V102H212ZM222 103H223V102H222ZM135 104H136V103H135ZM177 104H178V103H177ZM188 104H189V103H188ZM190 104H191V103H190ZM198 104H199V103H198ZM198 104H197V105H198ZM213 104H214V103H213ZM216 104H217V102H216ZM223 104H224V103H223ZM223 104H222V105H223ZM225 104H227V103H225ZM2 105H3V103H2ZM13 105H15V104H13ZM129 105H130V104H129ZM207 105H208V104H207ZM209 105H210V104H209ZM222 105H221V106H222ZM5 106H6V105H5ZM85 106H87V105H85ZM178 106H179V105H178ZM180 106H181V105H180ZM185 106H187L186 103H185ZM203 106H204V105H203ZM212 106H213V105H212ZM215 106H216V105H215ZM224 106H225V105H224ZM1 107H4V106H1ZM7 107H9V105H7ZM7 107H6V108H7ZM18 107H19V105H18ZM174 107H175V106H174ZM192 107H193V106H192ZM210 107H211V106H208V108H210ZM213 107H214V106H213ZM216 107H217V106H216ZM219 107H220V106H219ZM225 107H227V106H225ZM187 108H190V107H187ZM214 108H215V107H214ZM214 108H212V109H214ZM7 109H8V108H7ZM7 109H6V110H7ZM16 109H17V108H16ZM18 109H19V108H18ZM192 109H193V108H192ZM197 109H198V108H197ZM203 109H205V108H203ZM226 109H227V108H225V110H226ZM6 110H4V111H6ZM177 110H178V109H177ZM185 110H186V109H185ZM185 110H183V111H185ZM187 110H188V109H187ZM195 110H196V109H195ZM208 110H209V109H208ZM217 110H218V109H217ZM220 110H221V109H220ZM220 110H219V111H220ZM225 110H224V113H226V112L228 111V110H227V111H225ZM2 111H3V110H2ZM172 111H174V110H172ZM172 111H170V112H172ZM191 111H192V110H191ZM191 111H190V113H191ZM196 111H197V110H196ZM205 111H206V110H205ZM213 111H214V110H213ZM221 111H222V110H221ZM8 112H10V111H8ZM14 112H16V111H14ZM174 112H175V111H174ZM177 112H178V111H177ZM211 112H212V111H211ZM211 112H210V114H211ZM215 112H216V111H215ZM222 112H223V111H222ZM19 113H20V112H19ZM166 113H167V112H166ZM204 113H205V112H204ZM204 113H203V116H205ZM212 113H213V112H212ZM217 113H219V112H217ZM3 114H4V113H3ZM15 114H16V113H15ZM145 114L147 115V112H146ZM145 114H142V115H145ZM175 114H176V113H174L173 115H175ZM177 114H178V113H177ZM180 114H181V111H180ZM200 114H201V112H200ZM207 114H208L207 116H209V112H208V111H207ZM213 114H215V113H213ZM220 114H221V112H220ZM226 114H228V113H226ZM226 114H225V115H226ZM8 115H9V113H8ZM10 115H11V113H10ZM13 115H14V114H13ZM146 115H145V118H146ZM189 115H190V114H189ZM218 115H219V114H218ZM231 115H232V114H231ZM16 116H17V115H16ZM19 116H20V115H19ZM176 116H177V115H176ZM180 116H181V115H180ZM199 116H200V115H199ZM201 116H202V115H201ZM219 116H220V115H219ZM226 116H227V115H226ZM229 116H230V115H229ZM4 117H5V116H4ZM40 117H41V116H40ZM151 117H152V116H151ZM164 117H165V116H164ZM164 117H163V115H162L161 118H164ZM190 117H191V116H190ZM196 117H197V116L195 115L194 118H196ZM213 117H214V116H213ZM223 117H224V114H223ZM227 117H228V116H227ZM227 117H226V118H227ZM8 118H9V117H8ZM20 118H21V117H20ZM174 118H175V117H174ZM198 118H199V117H198ZM206 118H208V120H209V117H206ZM206 118H205V119H206ZM221 118H222V117H221ZM221 118L218 117V119H221ZM6 119H7V118H6ZM9 119H10V118H9ZM143 119H144V118H143ZM196 119H197V118H196ZM211 119H212V118H211ZM222 119H224V118H222ZM228 119H229V117H228ZM11 120H12V119H11ZM165 120H166V119H165ZM171 120H172V119H171ZM194 120H195V119H194ZM206 120H207V119H206ZM212 120H214V119H212ZM215 120H216V119H215ZM226 120H227V119H226ZM1 121H2V120H1ZM3 121H4V120H3ZM48 121H49V120H48ZM167 121H168V120H167ZM169 121H170V119H169ZM176 121H177V120H176ZM183 121H184V120H183ZM190 121H193V120H190ZM195 121H196V120H195ZM202 121L204 122V120H202ZM224 121H225V119H224ZM6 122H7V121H6ZM11 122H12V121H11ZM16 122H18V121H16ZM163 122H164V119H163ZM178 122H179V121H178ZM187 122H188V121H187ZM198 122H199V121H198ZM219 122H220V121H219ZM2 123H3V122H2ZM28 123H29V122H28ZM165 123H166V121H165ZM195 123H196V122H195ZM199 123H200V122H199ZM205 123H206V122H205ZM209 123H210V122H209ZM46 124H47V121H46ZM174 124H175V123H174ZM176 124H177V123H176ZM188 124H190V123H188ZM191 124H193V123H191ZM196 124H197V123H196ZM218 124H219V123H218ZM14 125H15V123H14ZM26 125H27V124H26ZM44 125H45V123H44ZM193 125H195V124H193ZM214 125H216V124H214ZM214 125H213V126H214ZM219 125H220V124H219ZM224 125H225V124H224ZM180 126H181V125H180ZM5 127H6V126H5ZM22 127H23V126H22ZM178 127H179V126H178ZM178 127H177V128H178ZM195 127H196V126H195ZM204 127H205V126H204ZM207 127H209V126L207 125ZM215 127H216V126H215ZM3 128H4V127H3ZM12 128H13V127H12ZM28 128H30V129L32 130L31 127L28 126ZM211 128H212V127H211ZM218 128H219V127H218ZM47 129H48V128H47ZM182 129H183V128H182ZM185 129H186V128H185ZM196 129H197V128H196ZM202 129H203V128H202ZM202 129H200V130H202ZM219 129H220V128H219ZM219 129H218V130H219ZM17 130H18V129H17ZM26 130H27V129H26ZM44 130H45V129H44ZM192 130H194V129H192ZM208 130H209V129H208ZM211 130H214V129H211ZM220 130H221V129H220ZM177 131H178V130H177ZM190 131H191V130H190ZM196 131H197V130H196ZM11 132H12V131H11ZM13 132H14V131H13ZM19 132H20V131H19ZM29 132H30V131H29ZM29 132H28V133H29ZM48 132H49V130H48ZM50 132H52V131H50ZM50 132H49V134H50ZM188 132H189V131H188ZM199 132H200V131H199ZM214 132H215V131H214ZM7 133H8V132H7ZM178 133H179V132H178ZM183 133H184V131H183ZM190 133H192V132H190ZM193 133H195V132H193ZM204 133H205V132H204ZM206 133H207V132H206ZM206 133H205V134H206ZM209 133H210V132H209ZM3 134H4V133H3ZM11 134H12V133H11ZM16 134H17V133H16ZM185 134H186V133H185ZM187 134H188V133H187ZM215 134H216V133H215ZM12 135H13V134H12ZM18 135H19V134H18ZM21 135H23V134H21ZM29 135H30V134H29ZM50 135H51V134H50ZM55 135H56V134H55ZM183 135H184V134H183ZM194 135H195V134H194ZM201 135H202V134H200V136H201ZM208 135H209V134H208ZM179 136H180V135H179ZM186 136H188V135H186ZM191 136H193V135H191ZM203 136H204V135H203ZM206 136H207V135H206ZM211 136H212V135H211ZM4 137L6 138V136H4ZM17 137H18V136H17ZM19 137H21V136H19ZM177 137H178V135H177ZM208 137H209V136H208ZM23 138H25V137L23 136ZM50 138H51V137H50ZM195 138H196V137H195ZM203 138H204V137H203ZM213 138H214V137H213ZM56 139H57V138H56ZM186 139H187V142L191 141V140L188 141V139H189L188 137H186ZM210 139H211V138H210ZM12 140H13V137H12ZM15 140H16V138H15ZM15 140H14V141H15ZM23 140H24V139H23ZM200 140H201V139H200ZM2 141H3V140H2ZM182 141H183V140H182ZM185 141H186V140H185ZM3 142H4L3 144H6L5 141H3ZM187 142H186V143H187ZM200 142H201V141H200ZM60 143H61V142H60ZM62 143H63V142H62ZM75 143H76V142H75ZM75 143H74V144H75ZM181 143H182V142H181ZM189 143H190V142H189ZM193 143H194V140H193ZM196 143H197V142H196ZM7 144H9L8 141H7ZM57 144H59V143L57 142ZM184 144H185V142H184ZM184 144H183V146H184ZM190 144H192V143H190ZM59 145H60V144H59ZM59 145H58V146H59ZM62 145H63V144H62ZM188 145H189V144H188ZM196 145H197V144H196ZM196 145H193V146H196ZM6 146H7V145H6ZM6 146H5V147H6ZM11 146H13V145H11ZM185 146H187V145L185 144ZM61 147H62V146H61ZM65 147H66V146H65ZM263 147H264V146H263ZM68 148H69V146H68ZM187 148H188V147H187ZM191 148H192V147L190 146V149H191ZM4 149H5V148H4ZM7 149H8V148H7ZM64 149H65V148H64ZM196 150H197V149H196ZM6 151H7V150H6ZM70 151H71V150H70ZM194 151H195V150H194ZM16 152H17V151H16ZM190 152H191V151H190ZM190 152H189V153H190ZM195 152H196V151H195ZM66 153H67V152H66ZM191 153H192V152H191ZM6 155H7V154H6ZM63 155H64V154H63ZM67 155H68V154H67ZM68 156H69V155H68ZM7 157H10V156L7 155ZM7 157H5V158H7ZM11 157H12V156H11ZM14 157H15V155L13 156V158H14ZM19 157H21V156H19ZM65 157H66V156H65ZM13 158H10V159L12 160ZM17 158H18V157H17ZM21 158H22V157H21ZM55 158H56V157H55ZM8 159H9V158H8ZM15 159H16V157H15ZM70 159H71V158H70ZM20 160H21V159H20ZM16 161H18V160H16ZM22 161H25V160H22ZM14 162H15V161H14ZM14 162H12L11 164H12V165L15 164ZM18 163H23V162H20V161H19V162H17V164H18ZM25 163H26V165H27V162H26V161H25ZM25 163H24V164H25ZM9 165H10V164H9ZM15 165H16V164H15ZM75 165H76V164H75ZM75 165H74V166H75ZM27 166L29 167V165H27ZM27 166H26V167H27ZM14 167H15V166H14ZM20 167H21V166H20ZM23 167H24V166H23ZM23 167H22V168H23ZM28 167H27V168H28ZM77 167H78V166H77ZM17 168H18V166H17ZM22 168H21V169H22ZM24 168H25V167H24ZM75 168H76V167H75ZM75 168H74V169H75ZM15 169H16V168H15ZM30 170H31V169H30ZM77 170H78V168H77ZM34 171H35V169H34ZM15 172H16V171H15ZM17 172H18V170H17ZM25 172H27V170H26ZM32 172H33V170H32ZM39 172H40V171H39ZM28 173H29V172H28ZM30 173H31V172H30ZM35 173H37V172L35 171ZM71 173H72V172H71ZM20 174L23 175V174H25V173H24V171H23V173L20 172ZM20 174H19V176H20ZM37 174H38V173H37ZM41 174H43V177H44L45 173L43 172V173H41ZM1 175H2V174H1ZM3 175L5 176L6 174H3ZM16 175H17V174H16ZM22 175H21V176H22ZM27 175H29V174H27ZM27 175H26V176H27ZM30 175H31V174H30ZM35 175H36V174H35ZM35 175H34V176H35ZM38 175H39V174H38ZM38 175H36V177H38ZM23 176H25V175H23ZM23 176H22V178H23ZM0 177H1V176H0ZM29 177H30V176H29ZM29 177H28V178H29ZM41 177H42V176H41ZM43 177H42V178H43ZM140 177H141V176H140ZM1 178H3V177H1ZM19 178H20V177H18V181H19ZM24 178H25V177H24ZM24 178H23V179H24ZM28 178H27V179H28ZM32 178H33V177H32ZM3 179L5 180V178H3ZM6 179H7V178H6ZM27 179H26V181H28ZM30 179H31V178H30ZM36 179L38 180V178H36ZM43 179H44V178H43ZM45 179H46V177H45ZM142 179H143V178H142ZM142 179H140V180L142 181ZM0 180H1V179H0ZM21 180H22V179H21ZM1 181H3V180H1ZM1 181H0V182H1ZM24 181H25V180H24ZM29 181H30V180H29ZM29 181H28V182H29ZM32 181H33V180H32ZM39 181H40V180H39ZM141 181H140V182H141ZM143 181H144V180H143ZM143 181H142V182H143ZM5 182H6V181H4V183H5ZM20 182H21V181H20ZM20 182H19V183H20ZM33 182H34V181H33ZM45 182H46V181H45ZM142 182H141V183H142ZM8 183H9V182H8ZM24 183H25V182H24ZM29 183H30V182H29ZM29 183H28V184H29ZM48 183H50V182H48ZM144 183H145V182H144ZM146 183H147V185H143V186H144V190H145V188H146L145 186H148V184H149L148 182H146ZM6 184H7V183H6ZM50 184H51V183H50ZM35 185H36V184H35ZM46 185H47V183H46ZM139 185H140V184H139ZM21 186H26V185L24 184V185H21ZM21 186H20V187H21ZM28 186H29V185H28ZM38 186H39V187L42 186V182H41V185L39 184ZM134 186H135V184H134ZM7 187H8V186H7ZM11 187H12V186H11ZM13 187H14V186H13ZM36 187H37V185H36ZM36 187H35V188H36ZM39 187H38V188H39ZM42 187H44V186H42ZM47 187H48V188H45V187H44L45 190H49V186H47ZM9 188H10V187H9ZM9 188H7V189H9ZM28 188H30V187H28ZM32 188H34V187H32ZM44 188H43V189H44ZM156 188H157V190H158V188H160V187L158 186V187H156ZM220 188H221V186H220ZM7 189H6V190H7ZM21 189H22V188H21ZM23 189H24V188H23ZM41 189H42V188L40 187V190H41ZM43 189H42V190H43ZM136 189H137V188H136ZM141 189H143V188H141ZM160 189H162V186H161ZM160 189H159V190H160ZM218 189H219V188H218ZM224 189H225V188H224ZM11 190H14V191H15V189H11ZM28 190H29V189H28ZM148 190H149V189H148ZM152 190H153V189H152ZM152 190H151V191H152ZM159 190H158V191H159ZM3 191H4V190H3ZM14 191H12V192H14ZM21 191H22V190H21ZM34 191H36V190L34 189ZM34 191H32V192L34 193ZM140 191L142 192L143 190H140ZM149 191H150V190H149ZM149 191H148V192H149ZM162 191L164 192V190H162ZM214 191H215V190H214ZM219 191H220V189H219ZM6 192H7V191H6ZM8 192H10V190H8ZM12 192H10V193H12ZM23 192H24V191H23ZM23 192H22V193H23ZM38 192H39V191L37 190V193H38ZM41 192H42V191H41ZM47 192H48V191H47ZM132 192H133V190H132ZM143 192H144V191H143ZM143 192H142V194H143ZM146 192H147V190H146ZM146 192H144V193H146ZM155 192H156V191H155ZM155 192H154V193H155ZM220 192H221V191H220ZM220 192H219V193H220ZM223 192H224V191H223ZM259 192H260V191H259ZM19 193H20V192H19ZM19 193H18V196H19ZM25 193H26V192H25ZM37 193H34V194H37ZM48 193H49V192H48ZM134 193H135V191H134ZM151 193H153V192H151ZM211 193H213V191H212ZM215 193H216V192H215ZM215 193H214V194H215ZM248 193H249V192H248ZM261 193H262V192H261ZM263 193H264V192H263ZM5 194H6V193H5ZM28 194H29V193H28ZM42 194H44V193H42ZM155 194H156V197H157V194H158V193H155ZM159 194H160V193H159ZM161 194H164V193L161 192ZM223 194H224V193H223ZM249 194H251V193H249ZM259 194H260V193H259ZM9 195H10V194L8 193V196H9ZM14 195H15V194H14ZM14 195H13V196H14ZM21 195H22V194H21ZM31 195H32V193H31ZM47 195H48V194H47ZM144 195H145V194H144ZM149 195H150V193H149ZM215 195H216V194H215ZM217 195H219V194H217ZM239 195L242 196V194H240V193H239ZM252 195H253V193H252ZM252 195H251V197L249 196V198H253ZM256 195H257V194H256ZM16 196H17V195H16ZM16 196H15V197H16ZM32 196H33V195H32ZM41 196H42V195H41ZM43 196H45V195H43ZM50 196H51V195H49L48 197H50ZM120 196H121V195H120ZM133 196H134V195H133ZM212 196H213V195H212ZM246 196H247V195H246ZM253 196H254V195H253ZM261 196H262V194H261ZM9 197H11V196H9ZM20 197H22V196H20ZM25 197H26V195H25ZM35 197H36V195H35ZM38 197H39V196H38ZM46 197H47V196H46ZM48 197H47V198H48ZM122 197H123V196H122ZM122 197H120V200L123 199ZM128 197H130V196H128ZM151 197H152V196H151ZM151 197H150V198H151ZM158 197H159V196H158ZM221 197H222V196H221ZM223 197H224V195H223ZM235 197H236V196H235ZM237 197H238V196H237ZM257 197H258V196H257ZM41 198H42V197H41ZM114 198H116V197H114ZM114 198H113V199H114ZM147 198H148V197H147ZM150 198H149V199H150ZM239 198L241 199V197H239ZM245 198H246V197H245ZM260 198H261V197H260ZM3 199H4V198H3ZM8 199H9V198H8ZM17 199H18V198H17ZM23 199H24V197H23ZM25 199H27V197H26ZM30 199H31V198H30ZM127 199H128V198H127ZM129 199H130V198H129ZM137 199H139V198H137ZM141 199L143 200L144 198H141ZM145 199H146V198H145ZM145 199H144V200H145ZM154 199H155V198H154ZM154 199H153V202H154ZM0 200H1V198H0ZM27 200H29V199H27ZM31 200H32V199H31ZM44 200H45V198H44ZM48 200H49V198H48ZM115 200H116V199H115ZM115 200H113V201H115ZM150 200H151V201H150V203H151V202H152V199H150ZM157 200H158V199H156V201H157ZM209 200H210V199H209ZM218 200H219V199H218ZM218 200H217V201H218ZM243 200H244V199H243ZM257 200H259V199H257ZM261 200H262V199H261ZM14 201H15V200H14ZM17 201H18V200H17ZM20 201H21V199H20ZM33 201H34V200H33ZM35 201H36V200H35ZM46 201H47V200H46ZM50 201H51V198H50ZM50 201H49V202H50ZM123 201L126 202L125 200H123ZM130 201L132 202L131 199H130ZM135 201H136V200H135ZM138 201H139V200H138ZM234 201H235V200H234ZM238 201H239V200H238ZM245 201H246V200H245ZM247 201H248V200H247ZM247 201H246V202H247ZM250 201H251V200H250ZM1 202H2V201H1ZM6 202H8V201L6 200ZM10 202H11V201H10ZM22 202H25V201H22ZM26 202H27V201H26ZM105 202H106V201H105ZM108 202H109V201H108ZM140 202H141V201H140ZM209 202H210V201H209ZM212 202H213V201H212ZM214 202H215V201H214ZM240 202H241V201H240ZM240 202H239V203H240ZM251 202H252V201H251ZM19 203H20V202H19ZM27 203H29V202H27ZM35 203H36V202H35ZM50 203H53V202L51 201ZM50 203H48V205H49ZM122 203H123V202H122ZM134 203H135V202H134ZM136 203H138V202H136ZM235 203H236V202H235ZM237 203H238V202H237ZM262 203H263V202H261V204H262ZM9 204L11 205V203H9ZM12 204H13V203H12ZM31 204H32V203H31ZM31 204H29V205H31ZM127 204H128V203H126V205H127ZM156 204H157V203H156ZM160 204H161V202H160ZM209 204H211V203H209ZM217 204H218V203H217ZM5 205H6V204H5ZM17 205H18V203H17ZM19 205H20V204H19ZM19 205L16 206V204H15L16 208L19 207ZM24 205H26V204H24ZM24 205H23V206H24ZM35 205H36V204H35ZM35 205H34V206H35ZM50 205H51V204H50ZM123 205H124V203H123ZM123 205H122V206H123ZM128 205H130V204H128ZM131 205H132V203H131ZM146 205H147V204H146ZM212 205H213V204H212ZM246 205H247V203H246ZM249 205H250V204H249ZM256 205H257V204H256ZM256 205H255V206H256ZM262 205H264V204H262ZM2 206H3V204H2ZM12 206H13V205H12ZM40 206H41V205H40ZM53 206H54V204H53ZM53 206H52V207H53ZM88 206H90V205H87V207H88ZM144 206H145V205H144ZM150 206L152 207V205H150ZM154 206H155V205H154ZM162 206H163V204H162ZM208 206H209V205H208ZM219 206H220V205H219ZM221 206H222V205H221ZM223 206H224V205H223ZM223 206H222V209H221V210L224 209ZM235 206H236V205H235ZM247 206H248V205H247ZM0 207H1V204H0ZM8 207H10V206L7 205V208H8ZM20 207H21V206H20ZM20 207H19V208H20ZM43 207H44V205H43ZM55 207H56V206H55ZM93 207H94V206H93ZM93 207H92V208H93ZM133 207H134V206H133ZM133 207H132V208H133ZM151 207H150V208H151ZM159 207H160V205H159ZM215 207H216V206H215ZM230 207H231V206H230ZM232 207H233V205H232ZM240 207H241V205H240ZM257 207H259V206H257ZM14 208H15V207H14ZM14 208H13V210H14ZM29 208H30V207H29ZM32 208H34V207H32ZM129 208H130V207H129ZM146 208H147V207H146ZM148 208H149V207H148ZM157 208H158V207H157ZM157 208H156V209H157ZM160 208H161V207H160ZM160 208H159V210H163V209H164V206H163V209H160ZM209 208H210V207H209ZM213 208H214V207H213ZM213 208H212V209H213ZM220 208H221V207H220ZM238 208H239V207H238ZM253 208H254V207H253ZM0 209H1V208H0ZM17 209H18V208H17ZM24 209H28V208H24ZM48 209H49V208H47V209H45V210H48ZM87 209H88V208H87ZM89 209H90V208H89ZM89 209H88V210H89ZM94 209H96V208H94ZM144 209H145V208H144ZM144 209H142V210H144ZM153 209H154V207H153ZM156 209H155V210H156ZM216 209H218V207H216ZM226 209H227V208H226ZM246 209H247V208H246ZM246 209H245V210H246ZM248 209H249V207H248ZM250 209L252 210V208H250ZM250 209H249V210H250ZM254 209H255V208H254ZM2 210H3V208H2ZM8 210H9V209H8ZM13 210H12V211H13ZM18 210H19V209H18ZM33 210H35V209H33ZM36 210H37V212H38V209H36ZM41 210H42V209H41ZM43 210H44V209H43ZM50 210H51V206H50ZM52 210H55V209H52ZM57 210H58V209H57ZM59 210H60V209H59ZM59 210H58V211H59ZM91 210H92V209H91ZM97 210H98V209H97ZM221 210H220V212H221ZM227 210H228V209H227ZM227 210H226V211H227ZM235 210H236V208H235ZM245 210H244V211H245ZM261 210H263V208H262ZM3 211H4V210H3ZM3 211H2V212H3ZM25 211H26V212H25ZM25 211H24V212L27 213V210H25ZM31 211H32V210H31ZM94 211H96V210H94ZM146 211H149V209L146 210ZM151 211H152V210H151ZM213 211H214V210H213ZM217 211H218V210H217ZM217 211H215V212H217ZM247 211H248V210H247ZM256 211H257V209H256ZM6 212H7V211H6ZM6 212H5V213H6ZM18 212H19V211H18ZM18 212H17V213H18ZM20 212H21V210H20ZM29 212H30V211H29ZM43 212H44V211H43ZM52 212H53V211H52ZM154 212H155V211H154ZM156 212H157V211H156ZM158 212H159V211H158ZM160 212H161V211H160ZM163 212L165 213V211H163ZM237 212H238V211H237ZM254 212H255V211H254ZM257 212H258V211H257ZM17 213H16V214H17ZM22 213H23V211H22ZM30 213H32V212H30ZM35 213H36V212H35ZM40 213H42V212H40ZM48 213H51V211H49ZM124 213H125V212H124ZM130 213H131V212H130ZM151 213L154 214L153 212H151ZM151 213H149V214H151ZM198 213H199V212H198ZM218 213H219V212H218ZM225 213H226V212H225ZM229 213H230V212H229ZM244 213H245V212H243V214H244ZM255 213H256V212H255ZM255 213H254V215H255ZM258 213H260V212H258ZM263 213H264V212H263ZM7 214H8V213H7ZM9 214L11 215V213H9ZM16 214H14V215H16ZM19 214H21V213H19ZM37 214H38V213H37ZM132 214H133V213H132ZM162 214H163V213H162ZM192 214H193V213H192ZM215 214H216V213H215ZM235 214H236V213H235ZM249 214H250V213H249ZM12 215H13V214H12ZM24 215H25V214H24ZM24 215H23V216H24ZM35 215H36V214H35ZM52 215H53V214H52ZM52 215H51V216H52ZM55 215H56V214H55ZM58 215H59V212H58V214H57V219H58ZM62 215H63V214H62ZM218 215H219V214H218ZM221 215H222V214H221ZM224 215H225V214H224ZM259 215H260V214H259ZM262 215H263V214H262ZM16 216H18V215H16ZM19 216H20V215H19ZM30 216H31V214H30ZM32 216H33V215H32ZM37 216H38V215H37ZM144 216H145V215H144ZM146 216H148V214H147ZM149 216H150V215H149ZM157 216H158V215H157ZM157 216H156V217H157ZM160 216H162V215H160ZM170 216H171V215H170ZM184 216H185V215H184ZM191 216H192V215H191ZM193 216H194V215H193ZM196 216H197V215H196ZM206 216H207V215H206ZM213 216H214V215H213ZM219 216H220V215H219ZM250 216H251V215H250ZM252 216H253V215H252ZM0 217H1V216H0ZM5 217H6V216H5ZM43 217H44V215H43ZM47 217H49V216H47ZM60 217H61V216H59V218H60ZM127 217H128V216H127ZM130 217H131V214H130ZM141 217H142V216H141ZM163 217H164V216H163ZM168 217H169V216H168ZM173 217H174V216H173ZM176 217H177V216H175L174 218H176ZM210 217H211V216H210ZM217 217H218V216H217ZM222 217H223V215H222ZM225 217H226V216H225ZM229 217H230V216H229ZM247 217H248V216H247ZM256 217H257V216H256ZM258 217H259V216H258ZM3 218H4V217H3ZM12 218H13V217H12ZM14 218H15V216H14ZM16 218H17V217H16ZM36 218H37V217H36ZM36 218H34V219L36 220ZM49 218H50V217H49ZM53 218H54V217H53ZM78 218H80V217H78ZM78 218H77V219H78ZM85 218H86V217H85ZM179 218H180V217H179ZM187 218H189V217H187ZM199 218L201 219L202 217H199ZM214 218H216V217H214ZM227 218H228V217H227ZM240 218H241V217H240ZM243 218H244V217H243ZM248 218H249V217H248ZM254 218H255V217H254ZM5 219H6V218H5ZM32 219H33V218H32ZM45 219H48V218H46V216H45ZM50 219H52V218H50ZM55 219H56V217H55ZM57 219L55 220V222L57 221ZM80 219H81V221H82V218H80ZM136 219H137V218H136ZM141 219H142V218H141ZM143 219H144V217H143ZM147 219H148V218H147ZM159 219H160V217H159ZM165 219H166V218H165ZM170 219H171V218H170ZM185 219H186V218H185ZM192 219H193V217H192ZM194 219H195V218H194ZM194 219H193V221H194ZM210 219H211V218H210ZM210 219H209V220H210ZM212 219H213V218H212ZM224 219H225V218H224ZM236 219H237V218H235V220H236ZM250 219H251V218H250ZM256 219H258V221H257V220L254 221L253 224H254V226L257 228L258 226L260 227L259 224L262 225V224L264 223V221H263V223L260 222V220L262 221V219H263L262 216L259 217V218H256ZM1 220H2V219H1ZM8 220H9V219H8ZM22 220H23V219L21 218V221H22ZM37 220H38V219H37ZM61 220H62V219H61ZM73 220H74V219H73ZM73 220H72V221H73ZM75 220H76V219H75ZM83 220H84V219H83ZM132 220H133V219H132ZM139 220H140V219H139ZM151 220H152V219H151ZM162 220H163V219H162ZM174 220H175V219H174ZM181 220H182V218L180 219V221H181ZM196 220H197V219H196ZM196 220H195V221H196ZM205 220H206V219H205ZM205 220H204V221H205ZM228 220H229V218H228ZM241 220H242V219H241ZM247 220H249V219H247ZM10 221H11V220H10ZM19 221H20V220H19ZM21 221H20V224H21ZM24 221H25V220H24ZM27 221H29V220H27ZM59 221H60V220H59ZM143 221H145V220H143ZM175 221H176V220H175ZM180 221H179V222H180ZM190 221H191V218H190ZM212 221H213V220H211L210 222L212 223ZM216 221H218V220H216ZM226 221H227V220H226ZM232 221H233V220H231V222H232ZM237 221H238V219H237ZM250 221H251V220H250ZM252 221H253V218H252ZM252 221H251V222H252ZM11 222H12V221H11ZM14 222H15V220H14ZM30 222H31V221H30ZM37 222H38V221H36V224H39V223H37ZM45 222H46V221H45ZM60 222L63 223V222H65V221L62 220V221H60ZM79 222H80V220L78 219V223H79ZM128 222H129V221H128ZM137 222H138V221H137ZM156 222H157V221H156ZM172 222H173V220H172ZM172 222H170V223H172ZM186 222H187V221H186ZM196 222H197V221H196ZM201 222H202V221H201ZM206 222H208V221H206ZM218 222H219V221H218ZM240 222H242V221H240ZM245 222H246V221H245ZM248 222H249V221H248ZM0 223H1V222H0ZM3 223H4V222H3ZM8 223H9V222H8ZM27 223H28V222H27ZM40 223H41V222H40ZM43 223H44V222H43ZM51 223H53V222H51ZM65 223H66V222H65ZM76 223H77V222H76ZM76 223H75V224H76ZM134 223H135V222H134ZM144 223H145V222H144ZM150 223H151V222H150ZM173 223H174V222H173ZM184 223H185V222H184ZM213 223H214V222H213ZM221 223H222V220H221ZM223 223H224V222H223ZM243 223H244V222H243ZM14 224H15V223H14ZM16 224H17V222H16ZM18 224H19V223H18ZM31 224H32V223H31ZM34 224H35V223H34ZM41 224H42V223H41ZM41 224H40V226H41ZM54 224H57V223H54ZM63 224H64V223H63ZM79 224H80V223H79ZM130 224H131V221H130ZM136 224H137V223H136ZM139 224H140V223H139ZM146 224H147V223H146ZM154 224H155V222H154ZM159 224H160V223H159ZM161 224H162V223H161ZM180 224H181V222H180ZM185 224H186V223H185ZM193 224H194V223H193ZM203 224H204V223H203ZM216 224H217V223H216ZM247 224H248V223H247ZM11 225H12V224H11ZM28 225H30V224H28ZM42 225H43V224H42ZM45 225H46V224H45ZM58 225H59V224H58ZM58 225H57V226H58ZM128 225H129V224H128ZM142 225H143V224H142ZM148 225H149V224H148ZM176 225H177V223H176ZM187 225H188V224H187ZM191 225H192V224H191ZM198 225H199V224H198ZM210 225H211V224H210ZM226 225H228V224L226 223ZM237 225H238V223H237ZM239 225H240V223H239ZM239 225H238V226H239ZM241 225H242V224H241ZM3 226H4V225H3ZM5 226H6V225H5ZM7 226L9 227V224H8ZM15 226H18V225H14V227H15ZM19 226H20V225H19ZM36 226H37V225H35V227H36ZM43 226H44V225H43ZM48 226H50V225H48ZM48 226H47V227L45 226V227L48 228ZM51 226L53 227V225H51ZM51 226H50V227H51ZM59 226H61V225H59ZM59 226H58V227H59ZM140 226H141V225H140ZM140 226H139V227H140ZM150 226H151V225H150ZM153 226H154V225H153ZM163 226H164V225H163ZM189 226H190V225H189ZM195 226H196V225H195ZM199 226H200V225H199ZM219 226H220V225H219ZM219 226H218V227H219ZM222 226H224V224H223ZM235 226H236V225H235ZM245 226H246V225H245ZM249 226L251 227V225H249ZM262 226H263V225H262ZM20 227H21V226H20ZM50 227H49V229H50ZM63 227H64V226H62L61 229H62ZM76 227H77V226H76ZM79 227H80V226H79ZM129 227H130V226H129ZM137 227H138V226H137ZM181 227H182V226H181ZM185 227H187V226H185ZM185 227H183V228H185ZM211 227H212V226H211ZM214 227H215V226H214ZM216 227H217V226H216ZM220 227H221V226H220ZM233 227H234V226H233ZM243 227H244V226H243ZM246 227H248V226H246ZM4 228H6V227H4ZM15 228H16V227H15ZM15 228H14V229H15ZM24 228H25V227H24ZM26 228H27V227H26ZM26 228H25V230H26ZM39 228H40V227H39ZM46 228H44V230H46ZM54 228H55V227H54ZM64 228H65V227H64ZM202 228H203V227H202ZM202 228H201V229H202ZM204 228H205V227H204ZM204 228H203V229H204ZM206 228H208V227L206 226ZM221 228H222V227H221ZM230 228H232V226H231ZM230 228H228V229H230ZM248 228H249V227H248ZM2 229H3V228H2ZM18 229H19V228H18ZM27 229H28V228H27ZM29 229H30V228H29ZM33 229H34V228H33ZM36 229H37V228H36ZM40 229H42V228H40ZM49 229H48V231H49ZM51 229H53V228H51ZM66 229H67V228H66ZM79 229H80V228H79ZM143 229H144V228H143ZM149 229H151V228H149ZM152 229H153V228H152ZM157 229H158V228H157ZM168 229H169V228H168ZM174 229H175V228H174ZM189 229H190V228H189ZM210 229H211V228H210ZM214 229H216V228H214ZM217 229L219 230V228H217ZM223 229H224V228H223ZM237 229H238V228H237ZM240 229H241V228H240ZM244 229H245V227H244ZM253 229H254V227H253ZM257 229H258V228H257ZM260 229H261V228H260ZM7 230H8V229H7ZM9 230H13V229L10 228ZM16 230H17V229H16ZM55 230H56V229H55ZM55 230L53 229L52 232H59V234H60V230H59V229H58V231H55ZM62 230H63V229H62ZM138 230H140V229H138ZM153 230H154V229H153ZM183 230H184V229H183ZM187 230H188V229H187ZM197 230H198V228H197ZM204 230H205V229H204ZM207 230H209V229H207ZM218 230H216V231H218ZM231 230H232V229H231ZM248 230H249V229H248ZM261 230H263V229H261ZM5 231H6V230H4V234H6ZM14 231H15V230H14ZM17 231H18V230H17ZM20 231H21V230H20ZM22 231H23V228H22ZM34 231H35V230H34ZM36 231H37V230H36ZM38 231H39V230H38ZM48 231H47V232H48ZM66 231L68 232V230H66ZM66 231H65V233H66ZM88 231H89V230H88ZM90 231H91V230H90ZM131 231H132V230L130 229V232H131ZM162 231H163V230H162ZM172 231H173V230H172ZM184 231H186V230H184ZM194 231H195V229H194ZM198 231H199V230H198ZM200 231H202V230H200ZM212 231H213V228H212ZM220 231H221V229H220ZM227 231H229V230H227ZM238 231H239V230H238ZM240 231H241V230H240ZM259 231H260V230H259ZM32 232H33V231H31V233H32ZM42 232H43V231H42ZM85 232L88 234L87 229H86ZM85 232H84V233H85ZM93 232H96V230L93 231ZM93 232L91 231L90 234H92ZM135 232H136V231H135ZM154 232H155V231H154ZM158 232H159V231H157V233H158ZM166 232H167V231H166ZM178 232H179V231H178ZM196 232H197V231H196ZM222 232H223V231H222ZM225 232H226V231H225ZM232 232H233V231H232ZM243 232H244V231H243ZM260 232H261V231H260ZM1 233H2V232H1ZM13 233H14V232H13ZM18 233H19V232H18ZM20 233H21V232H20ZM23 233H24V232H23ZM25 233H26V232H25ZM28 233H29V232H28ZM43 233H44V232H43ZM61 233H62V232H61ZM63 233H64V232H63ZM84 233H82V234H84ZM132 233H133V232H132ZM152 233H153V232H152ZM162 233H163V232H162ZM173 233H174V232H173ZM202 233H203V232H202ZM205 233H206V230H205ZM209 233H210V231H209ZM213 233H214V232H213ZM217 233H218V232H217ZM237 233H238V232H237ZM241 233H242V232H241ZM250 233H252V232H250ZM256 233H258V232H256ZM15 234H16V233H15ZM15 234H13V235H15ZM29 234H30V233H29ZM33 234H35V233H33ZM38 234H39V233H37V235L35 234V235H36L35 237H38ZM48 234H49V233H47L46 235H48ZM59 234H58V236H59ZM68 234H69V233H68ZM94 234H96V233H94ZM101 234H103V232H102ZM146 234H147V233H146ZM164 234H165V233H164ZM185 234H187V233H185ZM198 234H199V233H198ZM200 234H201V233H200ZM200 234H199V235H200ZM206 234H207V233H206ZM218 234H222V233L220 232V233H218ZM218 234H217V235H218ZM233 234H234V233H233ZM238 234H239V233H238ZM253 234H254V233H253ZM260 234H261V233H260ZM11 235H12V234H11ZM16 235H17V234H16ZM42 235H43V234H42ZM44 235H45V234H44ZM44 235H43V236H44ZM61 235H62V234H60V236H61ZM69 235H70V234H69ZM99 235H100V233H99ZM99 235H98V237H99ZM150 235H151V234H150ZM171 235H172V234H171ZM174 235H175V234H174ZM182 235H183V234H182ZM187 235H189V233H188ZM213 235H214V234H213ZM224 235H225V234H224ZM248 235H249V234H248ZM250 235H251V234H250ZM8 236H9V239H10V235H8ZM8 236H7V237H8ZM40 236H41V235H40ZM48 236H49V235H48ZM51 236H56V235H51ZM63 236H64V235H63ZM63 236H61V238H64ZM66 236H67V235H66ZM66 236H65V237H66ZM102 236H103V235H102ZM104 236H105V235H104ZM104 236H103V237H104ZM132 236H134V234H133ZM189 236H190V235H189ZM205 236H206V235H205ZM215 236H216V235H215ZM236 236H237V235H236ZM236 236H235V237H236ZM240 236H241V235H240ZM246 236H247V235H246ZM262 236H263V234H262ZM14 237H15V236H13L12 238H14ZM16 237H20V236H16ZM16 237H15V238H16ZM32 237H34V236L32 235ZM44 237H45V236H44ZM67 237H68V236H67ZM93 237H94V239H95V236H93ZM93 237H92V238H93ZM129 237H130V236H129ZM135 237H136V236H135ZM149 237L151 238V236H149ZM159 237H160V235H159ZM178 237H179V236L177 235L176 238H178ZM184 237H185V236H184ZM206 237H207V236H206ZM213 237H214V236H213ZM220 237H221V235H220ZM254 237H255V236H254ZM256 237H257V236H256ZM4 238H6V236H4ZM12 238H11V239H12ZM20 238H21V237H20ZM26 238H28V237H26ZM26 238H25V239H26ZM57 238H58V237H56V239H55L56 241H57ZM59 238H60V237H59ZM61 238H60V239H61ZM68 238H69V237H68ZM70 238H71V237H70ZM100 238H101V237H100ZM161 238H162V237H161ZM164 238H165V237H164ZM230 238H231V237H230ZM232 238H233V237H232ZM232 238H231V239H232ZM241 238H242V237H241ZM2 239H3V237H2ZM28 239H29V238H28ZM42 239H43V237H42ZM66 239H67V238H66ZM130 239H132V238H130ZM133 239H134V238H133ZM141 239H142V238H141ZM141 239H140V240H141ZM152 239H153V238H152ZM155 239H156V238H155ZM173 239H174V238H173ZM197 239H199V238H197ZM201 239H202V238H201ZM204 239H205V238H204ZM206 239H207V238H206ZM254 239H255V238H254ZM257 239H258V238H257ZM259 239H260V238H259ZM262 239H263V238H262ZM22 240H24L23 237H22ZM30 240H31V239H30ZM33 240H34V239H33ZM33 240H32V242H33ZM37 240H38V239H37ZM40 240H41V239H40ZM43 240H44V239H43ZM47 240H48V239H47ZM58 240H59V239H58ZM62 240H63V239H62ZM67 240H68V239H67ZM70 240H71V239H70ZM95 240H96V239H95ZM97 240H98V238H97ZM102 240H103V239H102ZM102 240H100V241H102ZM134 240H135V239H134ZM136 240H137V238H136ZM140 240H138V241H140ZM142 240H143V239H142ZM142 240H141V241H142ZM157 240H158V239H157ZM168 240H169V238H168ZM182 240H183V239H182ZM187 240H188V239H187ZM199 240H200V239H199ZM218 240H219V239H218ZM224 240H225V239H224ZM237 240H239V239H237ZM245 240H246V239H245ZM260 240H261V239H260ZM5 241H6V240H5ZM7 241H9V242H10V241H13V242H14L15 239H13V240H7ZM17 241H18V240H17ZM25 241H26V240H24L23 242L21 241V242L24 243ZM35 241H36V239H35ZM65 241H66V240H65ZM68 241H69V240H68ZM144 241H145V240H144ZM175 241H176V240H175ZM177 241H179V240H177ZM185 241H186V240H185ZM195 241H196V240H195ZM250 241H252V239H251ZM250 241H248V242H250ZM258 241H259V240H258ZM13 242H12V243H13ZM27 242H28V241H27ZM29 242H30V241H29ZM39 242L41 243V241H39ZM44 242H45V241H44ZM47 242L50 243V239H49V241H46V243H47ZM51 242H52V241H51ZM59 242H62V244L64 243L63 241H59ZM69 242H70V241H69ZM71 242H72V241H71ZM135 242H136V241H135ZM158 242H159V241H158ZM181 242H183V241H181ZM200 242H201V241H200ZM207 242H208V241H207ZM233 242H235V241L233 240ZM248 242H247V243H248ZM36 243H37V242H36ZM49 243H48V244H49ZM52 243H53V242H52ZM52 243H51V244H52ZM75 243H76V242H75ZM133 243H134V242H133ZM141 243H142V242H141ZM153 243H154V242H153ZM186 243H187V242H186ZM202 243H203V242H202ZM215 243H216V242H215ZM218 243H219V241H218ZM223 243H224V242H222V244H223ZM243 243H244V240H243ZM245 243H246V242H245ZM254 243H256V242H254ZM260 243H261V242L259 241V244H260ZM262 243H263V242H262ZM13 244H15V243H13ZM17 244H18V243H17ZM25 244H27V243H25ZM33 244H34V242H33ZM42 244H43V243H42ZM64 244L66 245L67 243L65 242ZM64 244H63V246H64ZM72 244H73V242H72ZM129 244H130V243H128V245H129ZM137 244H138V242L136 243V245H137ZM143 244H144V243H143ZM158 244L160 245V242H159ZM170 244H171V242H170ZM176 244H177V243H176ZM189 244H191L190 241H189ZM192 244H193V243H192ZM199 244H200V243H199ZM199 244H198V246H199ZM208 244H209V243H208ZM211 244H212V243H211ZM233 244H234V243H233ZM235 244H236V243H235ZM240 244H241V241H240ZM251 244H252V243H251ZM35 245L38 246L37 244H35ZM58 245H59V244H58ZM125 245H126V244H125ZM132 245H133V244H132ZM139 245H140V243H139ZM139 245H138V246H139ZM164 245H165V244H164ZM215 245H216V244H215ZM228 245H229V244H228ZM238 245H239V244H237L236 246H238ZM248 245H249V244H248ZM29 246H31V245H29ZM29 246H28V247H29ZM40 246H41V245H40ZM54 246H55V244H54ZM56 246H57V245H56ZM59 246H61V245H59ZM126 246H127V245H126ZM134 246H135V245H134ZM134 246H132V247L134 248ZM166 246H167V245H166ZM191 246H192V245H191ZM209 246H210V245H209ZM216 246H217V245H216ZM218 246H219V245H218ZM220 246H221V245H220ZM241 246H242V245H241ZM250 246H251V245H250ZM263 246H264V245H263ZM22 247H23V245H22ZM24 247H25V246H24ZM42 247H43V245H42ZM42 247H41V248H42ZM50 247H51V246H50ZM75 247H76V246H75ZM123 247H124V246H123ZM135 247H136V246H135ZM153 247H154V246H153ZM170 247H171V246H170ZM170 247H169V250H170ZM174 247H175V246H174ZM182 247H185V246H182ZM186 247H189V246H186ZM201 247H202V246H201ZM201 247H200V248H201ZM210 247H211V246H210ZM225 247H226V246H225ZM252 247H253V246H252ZM33 248H34V247H33ZM38 248H39V246H38ZM47 248H48V247H47ZM53 248H54V247H53ZM63 248H65V247H63ZM70 248L73 249V247H70ZM103 248H104V247H103ZM105 248H106V247H105ZM127 248H129V247H127ZM130 248H131V247H130ZM139 248H140V246H139ZM141 248H144V247L141 246ZM156 248H157V247H156ZM167 248H168V247H167ZM167 248H166V249H167ZM198 248H199V247H198ZM198 248H197V249H198ZM200 248H199V249H200ZM211 248H212V247H211ZM215 248H217V247H215ZM238 248H239V247H238ZM238 248H237V249H238ZM241 248H242V247H241ZM261 248H262V246H261ZM263 248H264V247H263ZM21 249H22V248H21ZM24 249H25V248H24ZM26 249L28 250L29 248H26ZM36 249H37V248H36ZM45 249H46V248H45ZM72 249H71V251H72ZM121 249H122V248H121ZM124 249H126V248L124 247ZM144 249H145V248H144ZM153 249H154V248H153ZM187 249H188V248H187ZM191 249H192V247H191ZM197 249H196V250H197ZM205 249H206V248H205ZM207 249H208V248H207ZM233 249H234V248H233ZM239 249H240V248H239ZM257 249H259V248H257ZM14 250H15V249H14ZM16 250H17V248H16ZM31 250H32V249H31ZM37 250H38V249H37ZM48 250H49V249H48ZM53 250H54V249H53ZM78 250H79V249H78ZM95 250H97V249H95ZM122 250H123V249H122ZM140 250H141V249H140ZM154 250H155V249H154ZM162 250H163V249H162ZM176 250H177V249H176ZM178 250H180V249H178ZM188 250H189V249H188ZM203 250H204V249H203ZM210 250H211V249H210ZM210 250H209V251H210ZM219 250L221 251V249H219ZM228 250H230V248H229ZM231 250H232V248H231ZM234 250H235V249H234ZM245 250H246V249H245ZM251 250H252V249H251ZM17 251H18V250H17ZM39 251H40V248H39ZM42 251H43V249H42ZM50 251H51V249H50ZM54 251H56V249H55ZM59 251H60V250L58 249L57 252H59ZM74 251H75V250H74ZM81 251H82V249H81ZM88 251H90V250H88ZM109 251H110V250H109ZM146 251H147V250H146ZM180 251H181V250H180ZM189 251H190V250H189ZM215 251H216V249H215ZM235 251H237V250H235ZM235 251H234V252H235ZM239 251H240V250H239ZM249 251H250V250H249ZM249 251H248V252H249ZM18 252H19V251H18ZM18 252H17V253H18ZM22 252H23V251H22ZM24 252H26V251H24ZM31 252H34V251H31ZM37 252H38V251H37ZM40 252H41V251H40ZM84 252H85V250H84ZM92 252H94V251H92ZM102 252H103V251H102ZM105 252H106V251H105ZM110 252H111V251H110ZM121 252H122V251H121ZM137 252H138V251H137ZM173 252H174V249H173ZM192 252H194V251L192 250ZM201 252H202V251H201ZM201 252H200V254H201ZM228 252H229V251H228ZM231 252H232V251H231ZM231 252H230V253H231ZM258 252H259V251H258ZM34 253H36V251H35ZM41 253H42V252H41ZM54 253H55V252H54ZM65 253H66V255H67V252H65ZM76 253H77V252H76ZM94 253H95V252H94ZM108 253H109V252H108ZM140 253H143V252L140 251ZM156 253H157V252H156ZM164 253H165V252H164ZM178 253H179V252H178ZM183 253H184V252H183ZM186 253H187V252H186ZM190 253H191V251H190ZM207 253H208V251H207ZM218 253H219V252H218ZM243 253H244V252H243ZM25 254H26V253H25ZM25 254H22V255H24V257H25ZM27 254L29 255L30 253L28 252ZM37 254H38V253H37ZM47 254H48V253H47ZM50 254H51V252H50ZM56 254H57V253H56ZM61 254H63V253H61ZM91 254H93V253H91ZM100 254H101V253H100ZM110 254H111V253H110ZM112 254H114V253H112ZM124 254H125V252H124ZM137 254H139V253H137ZM180 254H181V252H180ZM188 254H189V252H188ZM194 254H196V253H194ZM204 254H205V253H204ZM204 254H203V255H204ZM261 254H262V253H261ZM18 255H19V254H18ZM30 255H31V254H30ZM32 255H33V254H32ZM38 255H39V254H38ZM38 255H37V257H38ZM40 255H41V254H40ZM42 255H43V254H42ZM44 255H45V253H44ZM79 255H80V254H79ZM97 255H98V254H97ZM106 255H107V254H106ZM115 255L117 256V253L114 254V256H115ZM126 255L128 256L129 254H126ZM132 255H133V253H132ZM132 255H131V256H132ZM135 255H136V254H135ZM141 255H142V254H141ZM161 255H162V254H161ZM172 255H173V253H172ZM183 255H184V254H183ZM190 255H191V254H190ZM203 255H202V256H203ZM239 255H240V254H238V256H239ZM58 256H59V255H58ZM58 256H57V257H58ZM89 256H90V255H89ZM111 256H112V255H111ZM111 256L109 255L108 258L111 257ZM120 256H121V255H120ZM122 256H124V255L122 254ZM187 256H188V255H187ZM187 256H186V257H187ZM196 256H197V255H196ZM209 256H210V255H209ZM212 256H214V255H212ZM242 256H243V255H242ZM19 257L21 258L22 256H19ZM24 257H22V258H24ZM39 257H40V256H39ZM48 257H49V256H48ZM54 257H55V256H54ZM81 257H82V256H81ZM87 257H88V256H87ZM96 257H97V256H96ZM133 257H134V256H133ZM133 257H132V258H133ZM143 257H145V256H143ZM171 257H172V256H171ZM171 257H169V258H171ZM179 257H180V256H179ZM188 257H189V256H188ZM239 257H240V256H239ZM20 258H19V259H20ZM30 258H31V257H30ZM40 258H42V257H40ZM46 258H47V256H46ZM84 258H85V257H84ZM101 258H102V257H101ZM104 258H105V257H104ZM108 258H106V259H108ZM118 258L122 259L121 257H118ZM118 258H117V260H118ZM132 258H131V259H132ZM141 258H142V257H141ZM173 258H174V257H173ZM181 258H182V257H181ZM198 258L200 259V257H198ZM204 258H205V256H204ZM242 258H243V257H242ZM31 259L33 260V258H31ZM36 259L38 260V258H36ZM44 259H45V257H44ZM44 259H42L43 261L40 260V263H39V262H38V263L41 264V262H46ZM50 259H51V258H50ZM50 259H49V260H50ZM155 259H157V257H156ZM167 259H168V258H167ZM171 259H172V258H171ZM179 259H180V258H179ZM182 259H183V258H182ZM182 259H181V260H182ZM193 259H194V258H193ZM205 259H206V258H205ZM0 260H2V259H0ZM17 260H18V256H17ZM26 260H27V259H26ZM32 260H31V263H32ZM46 260H47V259H46ZM49 260H48V261H49ZM54 260H55V259H54ZM78 260H79V259H78ZM80 260H81V259H80ZM96 260H97V259H96ZM96 260H95V261H96ZM108 260H110V259H108ZM114 260H115V258H114ZM124 260H125V262H126V259H124ZM127 260H128V259H127ZM140 260H141V259H140ZM174 260H176V259H174ZM186 260H187V259H186ZM186 260H185V261H186ZM190 260H191V259H190ZM190 260H189V262H190ZM209 260H210V258H209ZM209 260H208L207 262H209ZM224 260H227V259L224 258ZM22 261H24V260H22ZM27 261L30 262L29 260H27ZM50 261H51V260H50ZM52 261H53V260H52ZM52 261H51V262H52ZM86 261H87V260H86ZM128 261H129V260H128ZM150 261H151V260H150ZM157 261H158V260H157ZM162 261H163V260H162ZM187 261H188V260H187ZM191 261H192V260H191ZM221 261H222V260H221ZM2 262H3V261H2ZM16 262H18V261H16ZM20 262H21V261H20ZM34 262H35V261H34ZM55 262H56V260H55ZM88 262H90V261H88ZM88 262H87V263H88ZM130 262H132V261H130ZM130 262H129V264H131ZM158 262H159V261H158ZM158 262H157V263H158ZM163 262H164V261H163ZM163 262H162V264H163ZM167 262H168V261H167ZM197 262H198V261H197ZM207 262H206L205 264H207ZM211 262H212V261H211ZM25 263H26V262H25ZM25 263H24V264H25ZM75 263H76V262H75ZM80 263H81V262H80ZM99 263H100V262H99ZM106 263H107V262H106ZM115 263H116V262H115ZM134 263H135V262L133 261V264H134ZM164 263H165V262H164ZM180 263H182V262L179 261V264H180ZM183 263H184V262H183ZM192 263H193V262H192ZM12 264H13V262H12ZM21 264H22V263H21ZM32 264H33V263H32ZM36 264H37V263H36ZM44 264H45V263H44ZM71 264H72V263H71ZM121 264H122V263H121ZM142 264H143V263H142ZM145 264H146V263H145ZM152 264H153V263H152ZM185 264H186V263H185ZM187 264H188V263H187ZM194 264H197V263L195 262ZM213 264H214V263H213Z\"/></svg>",
    "mask_w": 264,
    "mask_h": 264
}]
</instances>
